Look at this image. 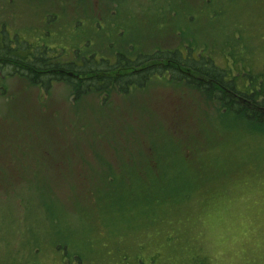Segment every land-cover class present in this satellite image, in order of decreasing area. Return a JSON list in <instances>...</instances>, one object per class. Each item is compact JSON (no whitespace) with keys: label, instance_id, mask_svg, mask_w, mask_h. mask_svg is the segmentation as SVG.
<instances>
[{"label":"rangeland","instance_id":"rangeland-1","mask_svg":"<svg viewBox=\"0 0 264 264\" xmlns=\"http://www.w3.org/2000/svg\"><path fill=\"white\" fill-rule=\"evenodd\" d=\"M1 32L66 60L79 49L135 61L187 40L192 58L255 75L264 92V0H0ZM9 71L0 264H264L263 128L166 72L75 101L72 86Z\"/></svg>","mask_w":264,"mask_h":264},{"label":"trees","instance_id":"trees-1","mask_svg":"<svg viewBox=\"0 0 264 264\" xmlns=\"http://www.w3.org/2000/svg\"><path fill=\"white\" fill-rule=\"evenodd\" d=\"M3 35V33L1 32ZM7 35V34H6ZM6 35H3L0 42V69L3 67H11V63H26L27 65H32L31 58L38 55L41 61L48 62L45 67L51 65L49 59L46 58L51 50L44 46L42 48L32 47L29 44H24L21 49H10L8 46L9 39ZM181 38V33L178 34ZM239 37V36H238ZM40 47V45H37ZM185 47V48H184ZM31 50L29 54L25 57L26 51ZM63 51V50H60ZM148 55H142L141 58L137 59V62L141 63H151L157 62L158 64V74L147 79V73L142 72L140 74H126L119 75L115 78L113 88L117 89V92L125 94L132 90H137L140 87H145L147 82L152 78L158 79L160 74L164 72L169 74V81H174L176 84L182 83L187 86L192 85V89H200L204 92L207 98L216 100L220 105V110L224 117L228 115L233 116L235 120L242 119L248 126L256 127L257 129H264V92L261 88L262 80L256 79L255 75L247 72H238L236 74H230L229 69H221L213 63V60L204 55L202 52L196 53L192 58L193 45L186 40V44L174 49V50H156ZM29 55V56H28ZM33 55V56H32ZM121 55V54H118ZM236 62V60H234ZM45 64V63H43ZM135 64V63H134ZM240 65L234 63L233 66ZM100 66L103 67V59H101ZM100 66L91 63L92 69H98ZM109 70H117V67H123L121 58H118L112 65H108ZM34 67V66H33ZM90 70L91 67L88 66ZM243 69V66L240 65ZM239 67V68H240ZM22 70V68H21ZM161 71V72H160ZM191 71L192 75L187 76L183 72ZM149 74V73H148ZM9 75V73H8ZM149 83V82H148ZM218 84V86H217ZM108 81H94L87 85L84 84L87 89L83 92L84 94H90L94 92H103L108 87ZM135 85V87H134ZM237 85H243L244 90L237 88ZM81 86H79L80 88ZM251 89L248 92V89ZM256 91V94L261 95V100H257L252 95ZM79 92V90H77ZM236 96V97H234ZM241 99H246L248 103L243 102ZM77 101V98L76 100ZM264 137V132H257ZM253 134V133H252ZM150 171L156 173L158 171L157 164L150 165Z\"/></svg>","mask_w":264,"mask_h":264},{"label":"flooded vegetation","instance_id":"flooded-vegetation-1","mask_svg":"<svg viewBox=\"0 0 264 264\" xmlns=\"http://www.w3.org/2000/svg\"><path fill=\"white\" fill-rule=\"evenodd\" d=\"M9 48L21 49L23 47L10 45ZM62 50L63 51H58L59 54H49L46 56V58L49 59V63H51V65H48V67H45L48 62L41 61V59L38 58V55L34 56V59L31 58V63L34 67L27 65L24 62L19 64L12 62L9 76H21L19 75L21 74L20 71H23L24 69L25 74H22V77H26L32 84L36 86L42 85L46 90L51 88L53 84L69 85L74 88V99H79L82 96H87V94L83 93L87 89L84 84L87 85L88 83H93L96 80H102L103 82L108 81V87L110 88L114 85V80L115 78H118L119 75H126L130 73L136 75L150 70V72H148L149 74L147 73L146 79L149 80L151 77L158 74L157 62H151L149 65H143L141 61L137 62V59L141 58L142 55H136L134 61L127 56L118 55L120 53H116L112 58L103 59V67H101L100 62L102 58L96 56L93 53H90V55H85L81 50L75 49L72 53V59L66 60L69 55L66 53L64 48H62ZM30 52L31 50L26 51L25 57ZM118 58H121L122 64L124 66L117 67V70H109L108 65L114 64L116 61H118ZM91 63L97 64L100 67L98 69H92ZM88 66H90L92 70H90ZM183 73L187 76L192 75L191 71ZM79 86L81 87L79 88ZM77 90H79V92H77Z\"/></svg>","mask_w":264,"mask_h":264},{"label":"water","instance_id":"water-1","mask_svg":"<svg viewBox=\"0 0 264 264\" xmlns=\"http://www.w3.org/2000/svg\"><path fill=\"white\" fill-rule=\"evenodd\" d=\"M242 101L248 103V102H247L246 100H244V99H243Z\"/></svg>","mask_w":264,"mask_h":264}]
</instances>
